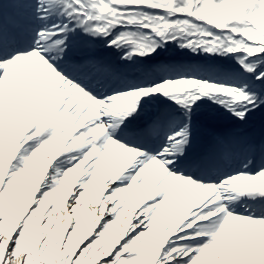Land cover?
<instances>
[{"label":"snow or ice","instance_id":"1","mask_svg":"<svg viewBox=\"0 0 264 264\" xmlns=\"http://www.w3.org/2000/svg\"><path fill=\"white\" fill-rule=\"evenodd\" d=\"M0 264H264V0H0Z\"/></svg>","mask_w":264,"mask_h":264}]
</instances>
